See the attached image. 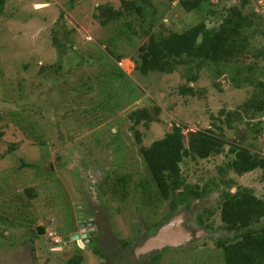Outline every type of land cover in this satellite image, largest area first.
Segmentation results:
<instances>
[{
  "label": "rangeland",
  "instance_id": "obj_1",
  "mask_svg": "<svg viewBox=\"0 0 264 264\" xmlns=\"http://www.w3.org/2000/svg\"><path fill=\"white\" fill-rule=\"evenodd\" d=\"M151 1L158 10L155 17L165 24V27L157 25L164 33L182 31L202 20L214 25L220 18V15L210 14L209 8L187 12L178 4L179 0L174 3L170 0ZM219 1L225 2L211 0L213 3ZM240 1L228 0V5ZM106 3L119 7L121 0H9L0 14V110L5 116V119L0 120V133H3L0 137V155L7 151L10 143L17 145L13 153L0 158V215H9L13 219V212L27 210L29 219L44 220L52 231H56V228L68 229L77 219L78 209L83 204L86 213H91V210L99 212V224L107 232L101 248L95 245L94 248L73 250L70 244L74 243L67 241L68 246H65V242L56 246L64 251L52 252L47 237L42 236L37 240L38 243L33 244L30 240L32 234L26 227L10 226L7 220L0 217V233L6 235L0 234V264H67L68 258L77 252L84 256L82 264H107V252L132 253L145 232L156 234L161 226L179 213H185L184 227L192 231L194 237L182 246L165 247L151 253L149 264L153 257H158L155 264H224L222 250L217 247L216 241L232 236V233L223 228L220 220L221 194L225 188L223 181L234 180L231 185L233 192L242 185L264 196L260 170L243 175L224 170L225 164L235 155L230 153V144L236 139L244 142L243 146L264 155V131L254 139L247 137V130L243 126L237 131L226 130L225 135L231 143L225 144L223 152L207 159L186 157L181 163L186 181L200 188L208 186L210 191L202 201H194L191 209L180 208L161 224L171 212L170 202L158 197L127 113L137 106L151 105L153 101L161 105L162 122L153 123L148 128L140 126L144 144L149 146L163 138L175 123L186 126L185 132L213 127L211 115H219L222 109H235L249 97L250 88H235L230 75L225 73L219 78L220 83L224 81L221 83L223 90L220 91L214 85L217 80L212 70L216 68L214 66L203 68L198 83L191 84L206 90L203 98L183 95L178 90L187 81L186 66H179L172 74L155 72L146 76L139 73L130 75L134 69L131 58L137 56L138 48L146 37H118L125 20L131 18L102 25L96 17V7ZM262 5L263 0H250L247 11L259 14L264 12ZM62 14L67 25L76 30L77 53L69 50L70 60L60 73H56L49 65H55L59 59L53 48L52 36L54 29L61 23ZM135 28L140 30L137 24ZM116 37L115 52L127 58L123 67L134 86H124L125 82L129 83L127 77L119 75L113 81V92H132L135 85L141 92H128L130 95L126 94L124 98L116 93L114 102L123 99L117 115L82 133L79 111L94 105L106 92L108 94L107 86L105 93L101 91L98 78L99 69L106 61L97 64L87 59H97V55L107 59L106 46ZM263 45L264 36L257 35L251 41L247 58H241L244 65L252 63L255 59L252 57L253 52ZM109 58L114 60L112 55ZM259 62L260 65L264 64L263 59ZM41 65L48 66V71H40ZM222 67L224 70L230 69V66ZM90 76L92 88L87 93L84 85ZM102 77L104 79L106 74ZM105 84H102L103 87ZM3 96L8 101L2 99ZM69 109L74 113L66 114V119H63ZM57 118L63 127L72 132L73 138L67 143L56 145L48 153L37 144L40 139L36 137L41 134V141L53 143L56 137L48 136L54 132L51 121ZM261 121V128L264 129V115ZM69 146L72 151L76 146L72 157L81 161V164L87 163L94 167H87L86 171L81 168V164H74L66 155L64 157L68 166H59L60 151L70 150L66 148ZM29 164L34 167H27ZM104 180L108 184H105L106 188L110 189H104ZM30 186L37 189L38 196L18 210L16 203H20L22 198L26 199L25 189ZM203 208L212 212L205 225L199 224L196 216ZM19 215L17 217L16 214L15 218L20 221L25 212ZM261 224H264V218ZM126 241L129 244L124 248L122 244Z\"/></svg>",
  "mask_w": 264,
  "mask_h": 264
},
{
  "label": "trees",
  "instance_id": "obj_2",
  "mask_svg": "<svg viewBox=\"0 0 264 264\" xmlns=\"http://www.w3.org/2000/svg\"><path fill=\"white\" fill-rule=\"evenodd\" d=\"M8 1L0 0V14L4 11ZM170 1L174 3L175 0ZM178 4L187 12L209 8L210 14L213 16L220 15V18L214 25H210L202 20L182 31L164 33L157 27V25L165 27V24L155 17L158 10L151 0H121L119 7H115L112 3L96 7L98 11L96 17L105 26L111 22L131 18L125 20L124 29L120 30L121 32L118 37L131 38L134 35H140L141 38L146 37L138 48L137 56L131 58L134 62V69L130 75L139 73L146 76L149 73L155 72L172 74L179 66H186L185 77L187 81L180 85L178 90L183 95L203 98L206 95V90L196 88L191 84L198 83L203 68L214 66L216 68L212 70L217 78L214 81V85L220 91L223 90V87L219 78L225 73L230 75L232 85L235 88H250L249 97L235 109L229 111L222 109L219 115H211L213 127L185 132L186 126L175 123L163 138L155 140L149 146L144 144L140 126L143 125L148 128L153 123H161L163 110L161 105L153 101L151 105L137 106L127 113V118L131 122V129L135 133V139L140 144V152L145 161L146 168L157 189L158 197L161 200L170 202L169 208L171 212L166 215L161 224L171 218L172 214L179 211L180 208L191 209L194 201H202L210 191L208 186L200 188L197 184L186 181L181 169V163L186 157L196 156L207 159L211 155L223 152L225 144L231 143L225 135L226 130L237 131L243 126L247 130V137L251 136L254 139L258 138L264 131L261 128V117L264 115V64L260 65L259 62L260 59L264 61V45L253 52L252 57L255 59L252 63L244 65V61L241 60V58H247L250 52L251 41L257 35L264 36V12L258 14L252 10L247 11L250 0H241L239 3H232L231 5H228V0H225L223 3H220V1L213 3L211 0H179ZM262 9H264V5H262ZM59 22L61 23H57L58 27L54 29L52 36L53 48L59 59L55 65H49L56 73H60L65 63L70 60L69 50H74V53L76 51L74 35L76 30L67 25L64 20V14L61 15ZM136 24L139 26V31L135 28ZM116 41L117 37L108 42L105 49L107 59L98 55L97 59H93L92 57L90 60L87 59L88 62L97 64L100 61H106V64L101 62L105 64L104 66L99 64L101 67L98 78L101 81L99 82L101 84V91L105 93V89L108 88V94L106 92L105 95L103 94V97H99L96 100L94 105L79 111L80 117L83 120L81 121L79 118L82 123V133L102 125L105 121L117 115L123 99L114 102V98L117 97L116 93L124 98L126 94L130 95L141 92L136 85L132 88V92L126 90L121 92L115 90L113 92V81L119 75L127 77L129 83L125 82L124 86H128L129 84L130 86H134L130 75L119 66V62L127 58L115 52ZM111 55L114 57V60L113 58H109ZM82 58L84 59L85 56L82 55ZM222 66H226V68L230 66V69L224 70ZM49 67L42 66L40 71L47 72ZM105 74L106 77L102 79V76H105ZM91 78L92 76H90V82L87 80L86 85H84V87H87L84 91L86 90L85 92L87 93L92 88ZM93 79L96 80L97 77H93ZM103 83H106L104 87ZM1 98L8 101L6 96ZM70 113L73 114L74 111L72 109L67 110L64 113L63 119H66V116ZM1 119H5V116L2 115L0 110ZM51 125L54 132H50L51 134L48 138L52 136L56 137L53 143L41 141V134L36 137L40 139L39 142L37 141V144L44 147L48 153L56 145L67 143L73 138L72 132L63 127L58 118L56 121H51ZM2 134L0 133V137ZM112 134L114 135V133ZM232 142L230 144V153L235 155L225 164L224 170L233 171L238 175L260 170L261 179L264 181V155L243 146L244 142H239L236 139ZM16 148V144L10 143L7 151L2 153L0 158L7 157ZM66 148H70V146ZM75 149L72 151L71 147L70 150L64 149V151H60L61 160L58 162V165L68 166L65 162V157H69L72 162L74 161V164H81V161H77L75 157H72ZM26 166L34 167L31 164ZM87 167L92 169L94 166L87 163L81 164V168L86 171ZM221 171L223 172V170ZM223 183L225 184V188L221 194L220 220L223 228L232 233V236L220 238L216 241L217 247L222 250L224 264H264V224H261L264 218V196H260L252 188L242 185L238 186L236 192H233L231 186L234 184L233 179L223 181ZM102 184L108 185L106 180ZM102 184L100 185L101 187ZM106 185L104 189H110L106 188ZM147 187L150 188L149 186ZM25 192L27 195L26 199L22 198L20 203L15 201L17 202L16 208L18 210H22L21 207L38 196L35 187H27ZM26 211L13 212L14 215H11L13 219L9 215H0V217L7 220L10 226L20 225L26 227L28 232L32 234L30 235V240L33 244L38 243L39 241L37 240L44 236L47 237L52 252L64 251L61 247L60 250L55 248L57 245L62 244V242H65V246H68L66 244L67 241H61L60 244H56L49 237V233H57L61 240L68 239L71 224L68 229L56 228V231H52L51 227L44 223V220L29 219ZM23 212H25L24 218L20 221L17 220L15 215L17 214L18 217L20 216L19 213L22 214ZM211 213L210 209L203 208L196 215L198 223L205 225V221ZM0 234L6 236L4 232ZM128 244L129 242L126 241L122 244V247ZM70 245L73 250H82L77 246L74 248V245ZM84 261V256L77 252L68 258L67 264H82ZM157 262L158 257H153L151 264Z\"/></svg>",
  "mask_w": 264,
  "mask_h": 264
},
{
  "label": "flooded vegetation",
  "instance_id": "obj_3",
  "mask_svg": "<svg viewBox=\"0 0 264 264\" xmlns=\"http://www.w3.org/2000/svg\"><path fill=\"white\" fill-rule=\"evenodd\" d=\"M78 211L79 212L76 217L77 219L70 226L71 231L69 233L70 235L68 236L69 238L62 239L61 241H71L74 243L73 247L77 246L80 249L94 248L93 246L95 245L101 248L103 246L102 245L103 242L107 238L106 237L107 232L99 224L100 221L98 220L99 212L91 210V213H86V209L85 206H83V204L82 207L78 209ZM84 234H87V236L83 237L82 235ZM152 234H147L145 232L144 235L139 239V241H137L138 244L130 254L128 253L123 254L120 251H118V249H116V251L118 252H116L115 254H113V250L107 252V259H106L107 264H149L150 262L149 255L160 249L152 250L148 253H140L138 250L149 237L153 236ZM124 248H126V246Z\"/></svg>",
  "mask_w": 264,
  "mask_h": 264
},
{
  "label": "water",
  "instance_id": "obj_4",
  "mask_svg": "<svg viewBox=\"0 0 264 264\" xmlns=\"http://www.w3.org/2000/svg\"><path fill=\"white\" fill-rule=\"evenodd\" d=\"M223 82L221 81V83ZM184 221L185 213L175 215L170 221L161 226L156 234L149 237L138 251L140 253H148L152 250H162L165 247H178L186 244L192 240L194 234L184 227ZM82 236H87V234Z\"/></svg>",
  "mask_w": 264,
  "mask_h": 264
},
{
  "label": "built area",
  "instance_id": "obj_5",
  "mask_svg": "<svg viewBox=\"0 0 264 264\" xmlns=\"http://www.w3.org/2000/svg\"><path fill=\"white\" fill-rule=\"evenodd\" d=\"M125 62V60H122L121 62H119V66L123 69H125L123 67V63ZM49 236L53 239V241L56 243V244H60L61 243V238L60 236H58L56 233L54 232H50L49 233Z\"/></svg>",
  "mask_w": 264,
  "mask_h": 264
},
{
  "label": "clouds",
  "instance_id": "obj_6",
  "mask_svg": "<svg viewBox=\"0 0 264 264\" xmlns=\"http://www.w3.org/2000/svg\"><path fill=\"white\" fill-rule=\"evenodd\" d=\"M56 234H57V233H56ZM56 249H57V250H60V247H57Z\"/></svg>",
  "mask_w": 264,
  "mask_h": 264
}]
</instances>
